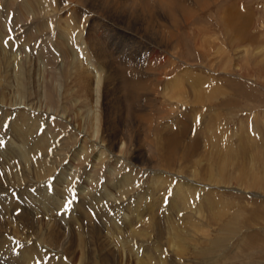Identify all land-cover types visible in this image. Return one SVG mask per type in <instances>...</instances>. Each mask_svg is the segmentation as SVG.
Here are the masks:
<instances>
[{"label":"rangeland","instance_id":"obj_1","mask_svg":"<svg viewBox=\"0 0 264 264\" xmlns=\"http://www.w3.org/2000/svg\"><path fill=\"white\" fill-rule=\"evenodd\" d=\"M0 224V264H264V0H0Z\"/></svg>","mask_w":264,"mask_h":264},{"label":"bare ground","instance_id":"obj_2","mask_svg":"<svg viewBox=\"0 0 264 264\" xmlns=\"http://www.w3.org/2000/svg\"><path fill=\"white\" fill-rule=\"evenodd\" d=\"M133 2H135V3H137V0H133ZM148 2V1H147ZM134 7V6H133ZM145 7H146V5H145ZM144 7V8H145ZM202 7V6H201ZM200 7V8H201ZM202 8H204V7H202ZM147 9V8H146ZM170 9H171V7H170ZM231 9V8H230ZM148 11V10H147ZM172 11L174 12V13H176V12H181V14H182V16H183V23L179 26L178 25V22H176V24H175V27H176V29L178 30L179 28H181V26L183 25V24H186V23H188V22H190V20L192 19L191 17H189L188 16V14H187V11L186 10H184V8L183 7H179V6H174L173 7V9H172ZM233 11H236V10H233ZM233 11H230V10H227L226 11V16L228 17L227 19H226V23L228 24V25H230V30H231V35H232V38L235 40V42H240V41H244L245 39H247L248 38V34H249V37L251 36V34H250V24L249 25H247L245 22L243 23L241 20V22L239 21V18L238 17H242V18H245L244 17V15H242L241 14V12H233ZM237 11H239V10H237ZM244 14H246V13H244ZM249 14H248V16H247V19L249 20V22H250V18H249ZM172 17V16H171ZM261 17V16H260ZM258 18V17H257ZM246 19V18H245ZM260 19V18H259ZM251 23V22H250ZM176 30V31H177ZM231 39V38H230ZM171 40V39H170ZM244 42H247V40H245ZM87 43V42H86ZM87 60V59H86ZM99 70V69H98ZM180 74V73H179ZM97 75H99V74H97ZM28 76V75H27ZM99 77V76H98ZM142 78H144L143 76H142ZM174 78V77H173ZM170 78L169 80H170V82H168V83H173V82H176L177 80H176V78ZM28 80V79H27ZM148 80V79H147ZM145 81H146V79H145ZM143 82V81H142ZM140 82H138V84H139ZM148 83V82H147ZM167 85H169V84H167ZM141 86V85H140ZM144 86V85H143ZM104 87V86H103ZM127 87V86H126ZM139 88V87H138ZM141 88H143V87H141ZM144 88H146L145 86H144ZM127 90H128V88H127ZM140 90V89H139ZM133 92H135V91H133ZM136 93V92H135ZM96 105H98V104H96ZM153 109V108H152ZM149 110V109H148ZM102 115V114H101ZM116 118V117H115ZM99 120V119H98ZM117 121V120H116ZM100 125V124H99ZM99 125H97V126H99ZM111 126V125H110ZM98 128H100V126L98 127ZM97 129V128H96ZM150 131V130H149ZM111 136V135H110ZM104 140V139H103ZM86 141V140H85ZM102 141V140H101ZM100 141V142H101ZM92 142V141H91ZM112 143H114V142H112ZM177 143V141L176 140H172L171 139V141H170V145L168 146L169 147V155H168V157H171L172 155H174L173 153H175V144ZM93 144V143H92ZM167 144V143H166ZM88 145V144H87ZM96 145H97V143H96ZM104 145H106V144H104ZM124 142L122 143L121 142V144H120V146H119V150H121V149H123L124 148ZM83 146V145H82ZM97 146H100V145H97ZM92 147V146H91ZM111 147V146H110ZM110 147H109V149H110ZM82 148V150L85 148V147H81ZM102 148V147H101ZM106 148V147H105ZM104 148V149H105ZM108 148V147H107ZM107 148H106V150H107ZM189 148V147H188ZM88 148H86V150H87ZM103 149V150H104ZM118 149V148H117ZM80 150V149H79ZM85 150V149H84ZM83 150V151H84ZM85 150V151H86ZM88 151V150H87ZM109 151H111V150H109ZM102 152V150L100 151V153ZM105 152V151H104ZM157 152V151H156ZM168 152V151H167ZM82 153V152H81ZM83 154V153H82ZM102 154H104L103 152L100 154V156L102 155ZM114 155H119V153L118 154H114ZM167 157V158H168ZM189 157V156H188ZM214 157V156H213ZM186 158V157H185ZM80 160V159H79ZM170 160V159H169ZM240 160V159H239ZM77 162H78V160H77ZM182 169H184V167L182 168ZM183 175H185V174H183ZM184 177V176H183ZM184 184V183H183ZM188 184H190V183H188ZM186 186H187V184H186ZM182 188V187H181ZM191 188H193V186L191 185V186H188V187H185V191H190V189ZM59 189V188H58ZM182 189H184V188H182ZM198 192V191H197ZM206 203H208V201L206 200ZM218 203V202H217ZM112 204H115V203H112ZM210 204H211V202H210ZM215 206H210L209 207V209H210V215L211 216H214V218L216 217V214L217 213H215L214 211H215ZM201 209V208H200ZM208 209V208H207ZM151 212V211H150ZM198 212H201V211H198ZM197 212V213H198ZM153 213V212H152ZM196 213V214H197ZM215 213V214H214ZM29 214H30V211H29ZM21 215V214H20ZM23 215V214H22ZM199 216V215H198ZM202 216V215H201ZM18 217V216H17ZM27 217H29V216H27ZM200 217V216H199ZM20 218H22V219H24V215L22 216V217H20ZM26 219V218H25ZM18 220V219H17ZM30 220V219H29ZM24 220H22V222H23ZM28 221V220H27ZM30 221H32V220H30ZM29 222V221H28ZM27 222V223H28ZM35 223L37 222V220L36 221H34ZM203 222V221H202ZM19 223V222H18ZM20 223H21V221H20ZM30 223H32V222H30ZM2 224V223H1ZM0 224V225H1ZM26 224V222L25 223H23V225H25ZM3 225V224H2ZM35 225V227H36V224H34ZM195 224H193V226H194ZM30 226V225H29ZM33 226V225H32ZM31 226V227H32ZM150 226V225H149ZM18 227V226H17ZM17 227H15V229H17ZM28 227V226H27ZM3 228V227H2ZM1 228V229H2ZM22 228V227H21ZM33 228V230H35L34 229V227H32ZM59 228L60 229H62L61 227H60V225H59ZM194 228H196V227H194ZM24 229V228H23ZM29 230H30V227L28 228ZM47 229V228H46ZM55 229V228H54ZM28 230V231H29ZM59 230V229H58ZM66 230V229H65ZM64 230V231H65ZM195 230V229H194ZM197 230V229H196ZM195 230V231H196ZM31 231V230H30ZM37 231V230H36ZM39 231V230H38ZM54 231V230H53ZM150 231V230H149ZM171 231L172 232H174V233H177L178 234V241H179V243H180V241H181V235H180V231L178 230V228H176V226H174V227H172L171 228ZM198 231V230H197ZM258 231V230H257ZM256 230L255 231H250V232H243L242 233V236H240V237H238V239H237V243L235 242V244H236V250H238V252H240L241 251V253H242V250L244 249V248H246V250L247 251H251V249H253V252H255V253H259L258 254V260H259V262H263L264 263V234H259L258 232H257ZM263 231H264V229H263ZM14 232H16V231H14ZM27 232V231H26ZM45 232V231H44ZM47 232V231H46ZM29 233V232H28ZM32 233V232H31ZM34 233V232H33ZM48 233V232H47ZM46 233V234H47ZM54 233V232H53ZM56 233V232H55ZM139 233V232H138ZM142 233V232H141ZM46 234H45V236H46ZM49 234V233H48ZM51 234V233H50ZM60 234V233H59ZM143 234H145V233H143ZM184 234L186 235V232H184ZM28 235V237H29V234H27ZM33 235V234H32ZM35 235V234H34ZM39 235V234H38ZM38 235H37V237H38ZM57 235V234H56ZM63 235V234H62ZM61 235V236H62ZM41 236V235H40ZM47 236H50V235H47ZM140 236V235H139ZM187 236V235H186ZM185 236V237H186ZM194 236V235H193ZM27 237V238H28ZM30 237H33V236H30ZM53 237V236H52ZM34 238V237H33ZM51 238V237H50ZM60 238V237H59ZM58 238V239H59ZM62 238V237H61ZM140 238V237H139ZM28 239H30V238H28ZM51 239H53V238H51ZM50 239V240H51ZM55 239V238H54ZM43 240V239H42ZM63 239H61V241H62ZM78 240V239H77ZM223 240H224V238H223ZM223 240L222 241H219V242H217L216 243V245L218 244V243H221V242H223ZM46 241V240H45ZM44 240H43V242H45ZM48 242V241H47ZM51 242V241H50ZM55 242V241H54ZM59 242V247H60V244H62V242H60V241H58ZM81 242V241H80ZM57 243V242H56ZM100 243V242H99ZM33 244H34V242H33ZM104 244V243H103ZM107 244V243H106ZM105 244V245H106ZM182 245H184V243H181ZM58 245V244H57ZM80 245V244H79ZM108 245V244H107ZM224 245V247H226L225 246V243L223 244ZM176 246V245H175ZM47 247H49V246H47ZM54 247V246H53ZM101 247H103V246H101ZM142 247V246H141ZM177 247H178V249H180V251H182L181 249H182V246H181V248H180V246L177 244ZM223 247V248H224ZM50 248V247H49ZM52 248V247H51ZM79 248H80V246H79ZM55 249H57V248H55ZM78 249V248H77ZM53 250H54V248H53ZM103 250V249H102ZM108 250V249H107ZM245 250V251H246ZM55 251V250H54ZM56 251H58V250H56ZM61 251V250H60ZM179 252V251H178ZM237 252V251H236ZM28 253V252H27ZM180 253V252H179ZM23 254V253H22ZM29 254H31L30 252L27 254V256L29 255ZM143 255V254H142ZM235 255V254H234ZM30 256V255H29ZM31 256H32V254H31ZM31 256L28 258L29 259V262H30V259H31ZM224 256V255H223ZM140 257V256H139ZM243 257H245V256H243ZM68 258H70V257H68ZM215 258V257H214ZM23 259H25V256H24V258ZM106 259V258H105ZM152 260V259H151ZM26 261V260H25ZM104 261V260H103ZM27 262V261H26ZM214 262V261H213ZM32 264V263H31ZM216 264H218V263H216Z\"/></svg>","mask_w":264,"mask_h":264},{"label":"snow or ice","instance_id":"obj_3","mask_svg":"<svg viewBox=\"0 0 264 264\" xmlns=\"http://www.w3.org/2000/svg\"><path fill=\"white\" fill-rule=\"evenodd\" d=\"M70 205H71V201H68V202H66V203L63 205V207H64L65 210H67V209L70 207Z\"/></svg>","mask_w":264,"mask_h":264}]
</instances>
